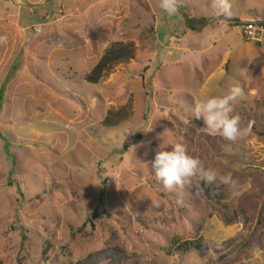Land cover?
Listing matches in <instances>:
<instances>
[{
  "label": "rangeland",
  "instance_id": "obj_1",
  "mask_svg": "<svg viewBox=\"0 0 264 264\" xmlns=\"http://www.w3.org/2000/svg\"><path fill=\"white\" fill-rule=\"evenodd\" d=\"M213 3L168 16L160 0H0V264H264V50L240 27L264 22V0H230L229 18ZM116 41L136 58L87 82ZM236 83L251 132L231 143L193 120ZM129 100L133 116L105 127ZM164 140L237 189L166 190L151 168ZM187 240L202 246L177 251Z\"/></svg>",
  "mask_w": 264,
  "mask_h": 264
},
{
  "label": "clouds",
  "instance_id": "obj_2",
  "mask_svg": "<svg viewBox=\"0 0 264 264\" xmlns=\"http://www.w3.org/2000/svg\"><path fill=\"white\" fill-rule=\"evenodd\" d=\"M160 8L168 15L177 13L180 0H160ZM214 13L218 17L229 18L232 15L230 0H214ZM246 92L240 83L233 84L229 92L223 96H206L198 100L194 108V116L202 120L210 134L218 135L225 141L236 143L246 138L250 126H242L241 118L234 113V104L245 99ZM171 145V150H165ZM156 179L162 182L166 190L183 189L193 178H198L207 185H224L235 190L238 181L231 173L224 174L220 170L206 167L204 162L192 155L186 144L164 140L160 150L151 161ZM233 194H238L233 191ZM159 207V204H155Z\"/></svg>",
  "mask_w": 264,
  "mask_h": 264
},
{
  "label": "trees",
  "instance_id": "obj_3",
  "mask_svg": "<svg viewBox=\"0 0 264 264\" xmlns=\"http://www.w3.org/2000/svg\"><path fill=\"white\" fill-rule=\"evenodd\" d=\"M191 27H193V22L190 21ZM137 55V45L134 41L123 42L116 41L111 43L104 51L100 60L97 64L85 75V80L91 84H99L104 80L108 75H110L114 69L122 64L129 63L134 60ZM134 114V105L133 101L129 100L125 105H122L118 108H110L106 116L103 119L102 124L105 127L113 128L127 122ZM199 126L203 125L202 120H193ZM208 191L215 197L218 198V191L214 185H207ZM177 243V239L175 240ZM202 246V241H191L187 240L181 242L177 246V251H191L198 250ZM168 252L171 249H166Z\"/></svg>",
  "mask_w": 264,
  "mask_h": 264
},
{
  "label": "built area",
  "instance_id": "obj_4",
  "mask_svg": "<svg viewBox=\"0 0 264 264\" xmlns=\"http://www.w3.org/2000/svg\"><path fill=\"white\" fill-rule=\"evenodd\" d=\"M244 31V35L254 41L256 44H259L264 50V22H250L240 25Z\"/></svg>",
  "mask_w": 264,
  "mask_h": 264
}]
</instances>
